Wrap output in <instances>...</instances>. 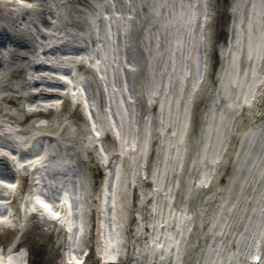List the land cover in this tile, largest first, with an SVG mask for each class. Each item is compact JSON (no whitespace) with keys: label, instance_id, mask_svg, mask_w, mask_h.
I'll return each mask as SVG.
<instances>
[{"label":"bare ground","instance_id":"obj_1","mask_svg":"<svg viewBox=\"0 0 264 264\" xmlns=\"http://www.w3.org/2000/svg\"><path fill=\"white\" fill-rule=\"evenodd\" d=\"M3 1H5L6 3H4ZM13 1L14 0H0V5L6 4L4 6V9H0V161L8 159L11 162V176L17 173V169L20 170L23 167H28L34 181L39 180L41 175L47 168H52L49 161L56 162L53 166L58 172V176L61 178L62 183L67 177L69 179H73L75 183L77 179L75 175H73V173L75 172L76 168H80L84 176L87 174L90 177L88 179L85 176L86 180L83 181V184L84 191L87 192V190L89 189V193L91 194L87 198V201L92 203V198L94 196H97L96 187L92 185L96 184V181L93 178L94 176H90L91 173L94 174V171H96L95 168H92L95 167L94 159L104 161L103 164L97 162L98 167L100 166L106 173H101L100 177L109 176L110 174H108V172L111 173L110 167L112 158H114L112 157L113 155L121 158L126 153L125 150L129 152L131 151L133 153L136 152L138 145L135 144V142H132L130 145L123 143L125 139L124 134L123 139L121 130L116 125L117 120L115 117L117 115L119 118H121L122 125L125 128L126 126H129V133L138 128L136 123H133L132 121V115L133 117L138 116L137 99H139V97L136 94H144V97L147 99V104L150 105V110L146 115L150 118L152 124V140H155L157 138V127L155 124L156 120L161 122V133H175L176 129L173 126L175 123L173 124L171 122L168 126H162L164 124V120L161 119L162 112H165L167 109H169L170 116L179 114L180 111L184 114L185 109L180 106L179 102H177L178 100H180L179 97L175 96L174 98L177 99L174 101V103H171V100L173 98L169 99L168 97H165L167 90L165 91V93H163L164 90L161 91V86H163L162 78H165L167 76V73L166 76H164V65H166L170 57H172L169 52L173 54L174 50H171L169 46L167 44H164V42L162 41L160 42L161 44L159 46L158 52H155L154 49L155 47H157L158 39H161V37L160 35H157V33L155 37L150 29H148L144 38L145 45L140 47V54L142 58L140 57L139 51L136 46V51L132 50L135 62L129 63L128 61H124L123 63H121L119 61L118 65H116L118 72L113 73L114 67L112 63L116 64V62L115 60L112 63L108 61L110 60V53L108 50H105V52L108 51V53L104 56L103 60L101 59V51L99 52L100 57H94L91 54V51L83 52L82 48H80L84 46V43H92L90 40L91 37L95 36L96 31L102 33V37L107 40L105 34L98 28V18L100 12L104 13L105 18H109L110 14L109 12H104V8L101 5L103 2H105L104 0H62L59 5V7L63 9L61 13L62 16L60 15L62 19H57L56 22H54L56 17H50L52 25L51 27H56V30L51 31H55V33L51 31L49 32L47 30V27H45L46 29H44L43 31H39L37 29L40 25L39 19L44 18L43 9H48L49 3L51 4V2H47V0H16L17 2H20V4L17 3V5L11 4ZM145 1L148 2L149 7H154L153 5H155L156 7L157 5H159L163 8V6H166L169 18L164 21L165 26L162 29L165 35L169 36L176 34L179 31V27L187 28V34L182 38L183 49L181 53L189 58L191 56L189 64L192 61V55H194V53L196 54V52L198 53L197 47L200 42H204V48L206 49V43L208 44V37H210L208 22L211 19L212 21H215V32L212 41L214 40L215 33L216 35H219L221 32L224 38L223 48L220 50V53L221 55L229 54L228 58L230 60H228V64L226 66L222 65L221 68L216 72L217 82L215 83V87L216 85L220 87L221 84V90H224V86L229 85L230 90L229 92L225 91L226 96H223L222 98H220V90H218L216 93L211 95L212 100L208 105H205L204 107L203 105L200 106V109L202 108L200 134L198 135L196 125L194 131L192 132V135L190 137L188 135L186 136L187 141L185 142V156L189 154H193V156L196 154H200L206 155L207 158L215 151V137L218 138V135H215L214 133L220 134L218 131L220 123L216 122L218 118H225V125L238 124L239 126H237L232 133L235 136L237 132H239L237 137L241 138L247 133L249 129H251V126L255 128V124L258 122L257 118L264 115L263 107L257 110H253L250 104L252 94H264V88L260 87L261 85H264V67L260 69L259 65V60L263 55L264 34L261 35L259 30L264 23V0H227L225 2L224 0H203V2L202 0H194V2H192L191 0H186L185 6H182L181 0H158L159 2L156 1V3L153 5V0ZM179 1L180 4L178 3ZM110 2H122L132 5L134 15L138 18L139 15L137 16V14L139 13L140 7L144 1L110 0ZM202 4L205 6L203 10L201 9ZM237 6H243V8H245V13L238 19L237 23L239 24L240 28V36L235 41L234 31H232L233 26L229 24L226 27L227 32H225V30L222 31V29L220 30L216 27V22L218 18V20L222 21L223 17L226 15H229L230 19L228 23H230L231 20L236 22V19L233 20V18L237 14L236 11H233L231 14H229V12L227 11L228 14H226L224 10L226 7H228L227 9L233 7L237 9ZM122 7L124 8L123 5ZM24 9L27 11L22 13ZM150 11L152 12L150 20L154 22L157 19V17L154 15L157 14L156 9H150ZM79 15L84 16L85 19L88 17L87 19H89L90 22H85L83 26L79 25L77 23L78 21L74 20V18ZM131 15L132 14L130 13H122L120 15V13L116 11L115 15H113L112 17L114 20H116L114 21L116 23V26L127 28L128 25H133V21L131 20L133 15ZM214 17H216V19H214ZM65 18H67V20ZM126 19L127 25H124ZM62 20H64L66 24H69V28L66 29H68L70 33L78 31V39H75L72 35H68L65 33L66 29H64L63 27L64 25L62 23ZM150 20L148 23L149 28H151ZM196 21H198V26H203L205 29L202 30V28L200 27L201 41L197 40L195 45L194 38L192 36L196 35ZM111 23L112 18H109V24ZM61 25L62 27H59ZM153 31L155 32V30ZM121 43L122 42L116 40L117 46H119V44ZM134 44H137V42L134 41ZM53 46H58V48L66 46L69 47V54H71V59L68 54H62V56L57 59L50 58V60H46L43 49H50ZM112 47H114V45H112ZM149 51H152V53L149 54ZM36 52H38V55H36ZM125 54H128L127 50H125ZM145 55L147 56V60H145ZM156 55L160 57L161 60H154V57ZM142 59L144 61H147L148 69L147 71L144 70L142 73H140L143 67ZM67 60H69V62ZM74 60L81 62L83 67H78L76 69ZM243 60L245 62L250 60L251 65L246 68L244 66ZM44 62H46L47 64H52V66L60 70H62L63 68H71L72 72L74 73V78H70V75L63 74L58 70L45 71L40 70L41 68H39V70L37 71L35 69L36 65L38 66V64L40 65ZM160 62H162L161 67L159 65ZM192 70L193 69L191 65L183 68L182 75L185 73L186 77L188 76V81L185 82L186 88L183 87V97H186L187 95L189 82L192 79ZM128 71L131 72L134 77L136 74H138V76L135 77L138 89L135 95L131 93L126 73ZM25 72L28 76V80H26L27 78L25 77ZM47 72L52 76V80L59 79L63 81L64 84L69 83V85H66V88L60 89L57 87H52L50 89H58L60 90L61 94H67L68 97H71L74 103L80 104V106L82 107V112L86 114V117L89 119L88 122L78 110L77 104L62 105V100L60 98L56 100L58 101L57 104H59L60 107L55 106L57 111L55 113H53L52 111H50L48 114H46L45 111L34 113V111H27L24 109L25 103L27 104L29 102L32 103L29 106L30 109H33V106L35 107V105L33 104L34 100H31L30 98L33 97L32 94L40 93L41 89L39 88V86L31 87V84L33 82V79H37L38 81L40 79L42 83H45L46 78L44 77V75ZM85 76L90 77L93 80L95 78L101 79L103 90L107 91L106 94L112 98V94H114V102L109 101L108 103L106 97L104 101L101 97L99 100H97L93 98L91 92H89L90 97H88V94L86 96L85 91L77 82L80 78ZM109 77L110 79H113V83L109 80L107 84V82L105 83L104 79H108ZM197 78V94L195 97H208L210 94H212L211 90L213 88V80L210 79L205 84V79L207 77H205L204 75H200ZM44 85L45 84H43V86ZM185 99L186 98H184V100ZM56 101L54 99L46 100V102L43 103L45 105V109L47 110V107L52 105L50 103H56ZM177 106H180L181 109H179L178 112L175 113L174 110L178 108ZM189 107L187 108L188 114H190ZM73 109H75V111H73ZM114 110H116V112ZM241 110H243V112L241 116L238 117V113ZM245 111L247 112L246 115H244ZM93 113L97 116L98 114L104 116V119L108 123H111V127L116 133V137L119 140L121 139L119 149H116L114 144L111 146V149L103 148L104 146L99 140L100 134L103 131L102 126L97 121L95 122ZM251 113L252 116L250 117V120L254 121V124L250 126V123L248 121L247 122L249 124H240L239 120H242L246 116L247 118H249V115ZM55 114H57V129L50 130L49 122L51 120L49 119L52 116H55ZM65 114H67L68 118ZM212 114L214 121L209 120L210 115ZM16 117H21L24 119L23 122L19 123L18 126H15L13 125V123H11L16 120ZM46 119L47 121H44ZM69 119H71L72 122H70ZM233 119L234 122H230ZM30 121H34L35 124L30 126V124H28ZM67 121H69L68 125L70 130L66 132L65 137L62 138L61 134L63 133L60 132V129L67 123ZM83 121L87 124V126H89V123L91 124L93 134H91V132L87 129L86 124ZM185 121L187 125L189 119L185 117L184 124ZM53 125L54 123H52L50 127ZM72 125H74L75 128ZM28 128L29 131L26 133V130H28ZM204 128H206L207 130L204 131ZM180 133L181 131L179 130L175 133V135L180 139V141H183L184 134ZM204 133L206 135L204 137V140H202L201 135ZM223 137L224 136H221V139ZM198 141H200L201 146H196V142ZM39 143H41V145ZM234 145H237V142L233 141L232 146ZM12 146H14L15 149ZM97 148L99 149V152H97ZM29 149H32V151H29ZM26 150L28 151L26 152L28 155L25 159H20L19 155ZM261 152L262 150L259 148L257 149V151L255 150L256 155H260ZM86 154H88V156ZM232 155H234V152L232 153ZM3 157L4 159H2ZM53 157H56V161L51 159ZM262 157L263 155H260L259 158L255 159V162H257V164L252 171V174L254 176H264V172H262L264 170ZM222 159H224V156L220 154L212 163L216 164V162H221ZM194 162L196 161L194 160ZM189 166L191 169L189 168ZM87 167L88 173L86 172ZM98 167L97 170L99 169ZM184 169L185 171L182 178H184L190 171L191 175H193L196 167H192L189 161L186 165H184ZM25 170L26 169H23V172ZM16 182L19 183V180H17ZM188 182V187H190L192 178H190ZM103 183V192L101 193L102 199L100 197V202H102L103 204H101L100 207V216L105 217L106 215L110 214L108 208L111 203V198L108 195L110 191L107 188L106 182L103 181ZM195 183L196 182L193 183V186H195ZM223 183L224 181L220 183V189H222L224 185ZM179 185L183 186V184ZM24 190L25 189L20 190L19 193L16 192L14 182L10 180V177L0 179V191L4 193L3 197L0 196V210H2L0 212V226L2 229L0 233V248H3L5 252L3 254L4 258L2 261H0V264H22V254L18 255V253H16L17 251L13 249V245L17 240L23 241L24 244L21 247H25L30 251L28 262L29 264H32L31 256H34L37 252L35 251V249H33V247H30L29 240L30 242H33L40 239L43 240L46 245L45 259L42 264H58L56 259L57 257H60L62 255V250L65 249L63 245L64 237L59 232L56 233V226H49V223L46 222L42 223L41 226L35 224L34 222L33 224H31L30 221H34V219L37 221L39 220L36 216L30 218V220L25 223L24 220L21 219V215L18 212L13 211V205L16 201L19 200L20 197H23L24 194L22 193L24 192ZM258 192L259 189H257V193ZM27 193L28 196L26 197L24 204H22L23 199H21V205H23L21 206L22 208L27 207L26 202L29 201L33 209L37 211V213L41 211L37 209V207L35 206L36 204L44 207L45 209H48L54 216L58 215V217L62 219V221H64V216L62 215L63 210H61L60 213H56V211L50 209V204L46 199L38 195H32L30 189ZM149 193L152 194V197L150 198L151 200H162L163 194H153V191ZM146 199H148V197L144 198V200ZM168 200L169 203L172 202L171 198H169ZM224 201L225 199L223 200V202ZM259 203L260 205H262V208H264L263 197H261ZM63 205H71V201L69 200V198L66 197L64 199ZM173 206L174 208H176L175 205ZM88 209L89 207L86 206L84 209V213H87ZM155 209L156 205H153V207H151V215H149L147 219L144 218L142 221L147 220L148 225L156 224L157 211ZM148 211L149 210H146L145 208L142 209V212L145 214H147ZM123 212L124 214L126 213V211ZM191 216L192 213H182V211L175 209L173 210V213H170L168 216H159L163 219V221L159 224H156V227L157 229H163L167 227L168 233L170 234V240H168L167 246L163 245L159 241L157 247L163 249L162 251H164L165 249H170L171 246L179 248V244L181 243L178 242V237L175 236L173 239L174 226L176 225V222L179 223L183 221L185 223L190 219ZM122 218H124V216ZM218 221L219 220L217 219L214 222V225L218 224ZM42 226L49 227L45 230ZM252 228L246 235L244 239L245 241L249 240ZM108 229L110 230V227H108ZM115 229L118 230L116 226ZM35 231L39 232L36 233V235H33ZM103 231L106 232L105 235H107L106 225H104ZM98 234H101V231H99ZM87 242L91 244L93 242L92 238L88 239ZM112 242L113 240L111 241V243ZM103 249L106 250V246H104ZM160 256H163V254H161ZM110 260L111 258L106 257L104 263L110 264Z\"/></svg>","mask_w":264,"mask_h":264},{"label":"rangeland","instance_id":"obj_2","mask_svg":"<svg viewBox=\"0 0 264 264\" xmlns=\"http://www.w3.org/2000/svg\"><path fill=\"white\" fill-rule=\"evenodd\" d=\"M104 1L105 2H103L101 5L104 8V12L110 13L109 18H112V23L109 24V18H105L104 13L100 12L99 18H98V28L105 34V36L107 37V40H105L102 37V33H100L99 31H96V36L92 40H90L92 43L90 44L84 43V46L81 47L83 52L91 51L92 52L91 54L94 57H100L99 52L101 51V59L104 60V56L109 51L110 60L108 61L112 63L115 60L116 64L112 63L114 67L113 73L117 72L116 65H118L119 61L121 63H123L124 61H128L129 63L135 62L134 56L132 54V50L136 51V48H135L136 46L139 51V55L142 58L140 54V47L145 45L144 38H145L147 30L150 29V31L155 35V37H156V33L157 35H160L161 37V39L160 38L158 39L157 47H155L154 49L155 52H158L159 46L161 44L160 42L162 41L164 42V44H167L171 50H174L173 54L169 52V54L172 57H170L167 64L164 65V69H163L164 76H166V73H167V76L165 78L164 77L162 78L163 86H161L162 88L161 91L164 90L163 93H165V91L167 90L165 97H168L169 99L173 98L171 100V103H174V101L177 99V98H174L175 96L179 97L180 100H178L177 102H179L180 106L184 108L185 100L183 99L184 92L182 91L184 85H181V82L182 80H185L186 74L184 73L182 75L183 68L191 65L193 66L192 69H194V65L191 64L192 61L189 64L191 56L189 58L187 56H184L183 53H181L183 49L182 38L187 34L186 33L187 28L179 27V31L174 35L167 36L165 35V33H163L162 27L165 26L164 21L169 18L166 6L165 7L163 6V8L159 11L160 15H157L156 16L157 19L153 22L152 20H150L151 15H152V12L150 11V9L152 7H149L148 2L145 0H143L144 2L142 3L140 7L139 13L137 14V16L139 15L138 18L135 17L134 15V11L132 10V7H133L132 5L121 2L122 5L124 6L123 8L121 3L119 2L109 3L107 2L108 0H104ZM156 1L158 0H153L152 5L155 4ZM191 1L194 2V0H191ZM3 2L6 3L5 1ZM47 2H51V4L49 3L48 9L44 8L43 12L47 11L46 12L47 15L53 14V16L56 15L58 18L62 19L61 13L63 9L59 7L62 0H47ZM185 2L186 0H181L182 6H185L186 4ZM178 3L180 4V1ZM5 5L6 4L0 5V9H4ZM116 11H118L120 15L122 13L132 14L133 16L131 15L132 16L131 20L133 21V25H128L127 28L116 26V23L114 22L116 20H114L112 17L113 15H115ZM50 17L48 20H45L44 19L45 17L42 19L41 18L39 19V21L42 20L40 21V25L37 28L39 31H43L44 29H46L45 27H47V30L49 32L51 30H56V27L53 26L52 28L51 22L49 23ZM87 18L85 19L84 16L79 15L75 17L74 20H77L78 21L77 23L83 26L84 23L89 20ZM65 19L67 20V18ZM182 19H183V16H182ZM218 19L216 22V27L220 30L222 29L223 31L228 21H230L229 16L228 17L227 15L224 16L222 21ZM64 20H62L64 29L69 28V24H66ZM149 20H150L151 28L148 27ZM126 21L127 19L125 20L124 25L125 24L127 25ZM54 22H56V19L54 20ZM59 27H62V25ZM153 30H155V32ZM67 31L69 30L66 29L65 33ZM51 32L55 33V31H51ZM195 33L197 35L196 29H195ZM163 37H165L166 39ZM223 39L224 38L221 32L219 35H216L215 33L214 42H217V44H219ZM116 40L122 43L119 44V46H117ZM134 41L137 42V44H134ZM194 42H195V39H194ZM112 45H114V47H112ZM65 50H67L65 47L60 50L59 49L54 50V48L52 47L50 49H46V48L43 49L44 52H49V55H48L49 57H53L58 52H60L58 54L59 56H62V54H69V53H66ZM105 50H108V51L105 52ZM120 50L122 51V56H120L119 54ZM125 50H127L128 54H125ZM150 53H152V51H149V54ZM176 53H177V56L175 55ZM58 55L56 56L59 57ZM228 55L226 56L227 59H228ZM192 58H193V55H192ZM146 59H147V56L145 57V60ZM155 59L156 61L161 60V58L158 57L157 55L154 57V60ZM142 61L143 63L145 62L143 59ZM196 61H197V57L195 56V62ZM221 63L222 61L220 60V64ZM159 65L161 67L162 62H160ZM168 67H169V70H168ZM147 69L148 68L147 67L145 68L144 66L141 69V73L144 70L147 71ZM126 73H127V78L129 81L131 92L132 94H136L137 82L135 80V77H137L138 74H136L134 77L133 74H130L129 72H126ZM44 76H47V74H45ZM191 76H192V80H191L190 88L193 87V83H194L193 70L191 72ZM25 77H28L26 75V72H25ZM85 77L86 78H80L78 80L80 81L79 84L82 86L83 90L85 89L89 90L91 94L93 95V98L95 99H97L99 96L100 97L105 96L107 91L103 90L101 79L93 80L90 77H87V76ZM36 80L37 79H33L31 87L33 86L36 87V84H37ZM109 80L110 82L113 83V79L112 78L110 79V77L108 79H104L105 83L107 82V84ZM38 83L40 84V82ZM214 90H215V87L212 88L211 90L212 93ZM112 95H113V98L109 97V101L113 100L114 102V94ZM139 95L141 96L138 99L139 116L136 119L138 128L134 131V133L137 132V138H138L137 142H135V144L138 145L137 147L138 149H137V152L134 154L136 155L137 158H140V156L142 155L140 151L141 150V144H140L141 140H143L146 134V129L148 127L151 128V125H152L150 118L146 115L150 110V108L146 106L147 99L144 97V94L143 95L139 94ZM32 96L33 97L30 99L34 100L33 101L34 105L35 103L39 104L40 102H43L42 99H45L44 96L39 95V94H35ZM188 96L189 95H187L186 99L188 98ZM210 96L211 94L207 98L209 99ZM27 104L31 105L32 103L29 102ZM65 104H68V103L65 102ZM180 106L179 107L177 106L178 108L174 110L175 113H177L178 110L181 109ZM199 106H201V104L198 105V107H196V116L194 119V129L196 127L195 124L198 123L197 114L199 112ZM114 111L116 112V110ZM55 112L57 111L55 110L53 113ZM179 114H182V115H179ZM179 114H174L170 116L169 109H167L165 112L163 111L161 115V119L164 120V124L162 126H168L170 125L169 123L171 122L173 124L175 123L179 125L180 119L183 117V113H181L180 111ZM65 115L67 116V114ZM99 115L98 116L96 115L97 122L101 125V122L104 121V118L103 116L101 115L99 116ZM51 119L52 120L49 122L50 130L57 129V114H55V116H52ZM23 120L24 119L21 117H16V120L11 123H13V125L15 126H18L19 123L23 122ZM69 120L70 122H72L71 119ZM68 122L69 121H67V123L63 125V127L60 129V132L63 133L61 134L62 138H64L66 132L70 130ZM239 122L240 124H243V125L246 124V118L244 117L242 120H239ZM52 123H54V125L50 127ZM28 124H30L31 126L35 123L34 121H30ZM251 124L252 122L249 125ZM72 126L75 128L74 125ZM173 126L175 127V125ZM237 126L239 125L236 124V127ZM256 128H258L259 130L264 129V118L261 121H259V123L257 124L255 128L252 127L251 129L247 131V133L244 135L245 137L243 138L242 142H241V139L237 138V135L239 134V132H237L235 136L233 135L231 136V139L232 140L236 139L235 142H237V145H234L232 147V150L236 149L237 151V154H238L237 158L241 160H246L248 163L250 162V159H251L250 152L252 150H254L255 152V150L257 151V149L259 148L258 147L255 149L256 147L255 142L257 140L248 141V139L252 136V134H250L251 131L257 130ZM28 131H29V128L28 130H26V133ZM134 133L128 136L127 141H126L127 144H131L133 142ZM176 138L177 137H175V133L167 134L166 132H163L159 136V146L157 147V151H156L157 156H156V160H154L153 162V166L156 164L154 169L158 177L161 175V176H166L167 178V177H171L175 175V171L177 169V163L179 161L177 157H176L177 160L172 157L178 156L180 154L179 145L175 142ZM194 138H195V135H194ZM39 144L41 145V143ZM196 146H201L200 141L196 142ZM12 147L14 148V146ZM126 153L127 155L129 154V156L131 155L129 151H127ZM26 155L27 153H22L21 157H25ZM133 156H130V157H133ZM212 156L213 155H209L206 158V155H200V154L198 155L196 154L194 156L193 154L187 155L186 162L188 163L190 161V164L192 165V167L196 166V169L193 175H191V171H190L184 178H182L181 175L177 173L176 174L177 179H178L177 181L175 178H173V183L171 180H170V183L167 181V184L164 187V189H161L159 186L158 187L155 186L152 189H148L149 198L142 201L141 206L139 208H137L136 206V209H130L132 210L133 214L137 215V213L134 210H139L141 211V213H143L142 209L144 208L150 209L151 206L153 207V205H156V209H155L157 211L156 224H159L160 222L163 221V219L159 216H162V215L168 216L170 213L171 214L173 213L174 209L182 211V213H192V216L190 217V219L186 221L185 223L183 221L179 223L176 222V226L173 229L174 231L173 239L175 236H177L178 242L179 243L183 242V246L178 243L179 248H174L172 250V247H170V249H168L170 251H166V250L162 251L163 249L161 248L156 249L154 247V245L157 246L159 241L165 246L168 245V240H170L169 238L170 234L168 233L167 227L163 229L161 228L157 229L156 224L148 225L147 220H144L142 221L143 223V228H142V225H140V221H141L140 219L139 228L136 227V230L139 236L135 238V235L133 234V229H135V226L133 224L129 225L128 236L131 240V243L128 244V249L132 248V250H134L136 254V258H134V260H131L130 264H178L179 261H181L183 264H237L239 259L240 260L244 259V256H242V254H244V252H247V250L245 251V249L247 248V244H246L247 241L245 242L243 248L240 249L238 245V241L236 242V238L239 236V234L241 236L243 233H245L249 224L251 223L253 213L255 209L257 208V206H255L256 204L255 191L252 194V191L248 190L249 188L247 186L239 187L237 182L236 183L231 182L229 183V186L227 185V183L224 182L222 189H220L219 187L220 183L213 184L209 187L210 185V182H209L208 184L209 188L203 192H200V189L196 188L195 186L192 188L193 183L200 177L201 173L205 171L206 166L211 164L210 159L212 158ZM194 160L196 162H194ZM5 162H6V165H5ZM9 163L10 162H8V160L0 161V179L11 176L10 170L7 169V166L9 167ZM125 166L127 167V163H125ZM127 169L122 173V178H121L120 186H119L120 188L116 190V188L114 187L113 197H115L117 194H120L121 196L126 197L125 182L127 180L130 183L131 181L129 177L131 174L130 172L134 171V173L139 174V172H137V168L134 167V164L128 166ZM241 170L244 171L245 168H241ZM233 173H234V169L229 167L223 173V178L225 175L229 177ZM45 174L47 175L48 180H52L53 178L52 171H48ZM95 178L98 181L101 180L97 178V176ZM190 178H192V182L190 183V187H188V184H189L188 181ZM107 181L109 182L108 187L112 189L113 183L114 181H116V179H114L113 175H111L110 178H107ZM179 184H183V186ZM197 184H199V181ZM156 185H157V182H156ZM64 186H67V188H70L73 186V184L70 179L66 178ZM140 186H142L143 189L149 188L148 185L146 186L144 184ZM152 191H153V194L155 193H157L158 195H160V193L163 194L162 200L152 199L150 201L149 199L152 197V194H150L149 192H152ZM3 195L4 193L0 191V196H3ZM169 198L172 199L171 203H169V200H168ZM224 199L225 201L223 202ZM173 205H175L176 208H174ZM13 207H14V210H17V208L15 207V204L13 205ZM30 210H32V207H28L26 211H30ZM20 213L22 216V210L20 211ZM217 219L219 220L218 224L214 225V222ZM220 220L223 221L222 225H220ZM32 224H33V221H32ZM103 224L106 225V229H107V235H105L106 239L111 240V237L115 238L116 230H115L114 221L112 220L111 215H107L103 218ZM108 227H110V230L108 229ZM145 228L147 230H145ZM103 230H104V227H103ZM143 230L146 231V235ZM159 230H162V231H159ZM0 231H2V229ZM38 232L39 231H35L33 235H36V233ZM104 234H106V232H104ZM29 245L30 247H33V249H35V251L37 252L35 255L33 254L34 256H31L32 264H42V262L45 259V251H46V245L43 242V240L40 239V240H36L33 242L32 241L30 242L29 240ZM104 246H106V241H105ZM113 249H114V244L109 247L108 252L111 253ZM132 250H130V253ZM28 252H29V257H30V251L28 250ZM168 252H172V253L168 254ZM161 254H163V256H160ZM56 261L58 262V264H64L61 257H57ZM88 264H95V262L94 260H91L90 262H88ZM120 264H126V262L124 260H120Z\"/></svg>","mask_w":264,"mask_h":264},{"label":"water","instance_id":"obj_3","mask_svg":"<svg viewBox=\"0 0 264 264\" xmlns=\"http://www.w3.org/2000/svg\"><path fill=\"white\" fill-rule=\"evenodd\" d=\"M225 1H227V0H225Z\"/></svg>","mask_w":264,"mask_h":264}]
</instances>
